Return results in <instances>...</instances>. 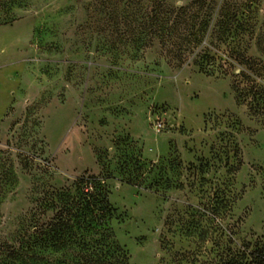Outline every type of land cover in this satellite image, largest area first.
I'll list each match as a JSON object with an SVG mask.
<instances>
[{
  "label": "rangeland",
  "instance_id": "374dc122",
  "mask_svg": "<svg viewBox=\"0 0 264 264\" xmlns=\"http://www.w3.org/2000/svg\"><path fill=\"white\" fill-rule=\"evenodd\" d=\"M152 4L0 0V246L28 228L44 189L102 174L103 150L131 264H209L264 233V126L237 103L231 76L126 43L127 22ZM248 53L264 58L255 41ZM126 135L154 162L142 187L124 181L115 141Z\"/></svg>",
  "mask_w": 264,
  "mask_h": 264
},
{
  "label": "trees",
  "instance_id": "16d2710c",
  "mask_svg": "<svg viewBox=\"0 0 264 264\" xmlns=\"http://www.w3.org/2000/svg\"><path fill=\"white\" fill-rule=\"evenodd\" d=\"M170 1L142 5L123 31L126 43L142 53L159 47L168 63H193L207 76H231L237 103L264 126V58L248 53L253 41L264 52V0H192L186 6ZM231 126L235 133L246 129L238 117ZM233 144L234 173L243 162L237 141ZM115 149L123 152L124 181L142 187L146 167L154 162L143 159L132 136L117 138ZM103 151L98 154L102 174L85 171L73 184L44 189L34 199L28 228L13 242L1 243L0 264H131L113 226L119 211L109 196L112 171ZM256 236L235 248L233 242L220 247L209 264H264V233Z\"/></svg>",
  "mask_w": 264,
  "mask_h": 264
},
{
  "label": "built area",
  "instance_id": "2783aa9c",
  "mask_svg": "<svg viewBox=\"0 0 264 264\" xmlns=\"http://www.w3.org/2000/svg\"><path fill=\"white\" fill-rule=\"evenodd\" d=\"M163 123L160 121L159 123L156 124V129L157 131L161 132L162 130Z\"/></svg>",
  "mask_w": 264,
  "mask_h": 264
},
{
  "label": "crops",
  "instance_id": "0c3cea01",
  "mask_svg": "<svg viewBox=\"0 0 264 264\" xmlns=\"http://www.w3.org/2000/svg\"><path fill=\"white\" fill-rule=\"evenodd\" d=\"M9 132V131H8ZM8 132H6V135L8 134Z\"/></svg>",
  "mask_w": 264,
  "mask_h": 264
},
{
  "label": "water",
  "instance_id": "95a60500",
  "mask_svg": "<svg viewBox=\"0 0 264 264\" xmlns=\"http://www.w3.org/2000/svg\"><path fill=\"white\" fill-rule=\"evenodd\" d=\"M181 4V3H180Z\"/></svg>",
  "mask_w": 264,
  "mask_h": 264
}]
</instances>
